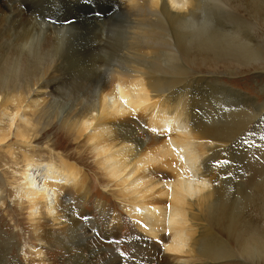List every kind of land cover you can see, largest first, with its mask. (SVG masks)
I'll list each match as a JSON object with an SVG mask.
<instances>
[{
	"label": "bare ground",
	"instance_id": "bare-ground-1",
	"mask_svg": "<svg viewBox=\"0 0 264 264\" xmlns=\"http://www.w3.org/2000/svg\"><path fill=\"white\" fill-rule=\"evenodd\" d=\"M7 1L0 0L1 7ZM209 1L216 0L13 2L19 15L42 13L36 21L47 34L103 24L135 6L147 13L144 21L155 18L146 33L132 35L125 61L92 86L86 101H56V88L42 82L0 83V207L21 216L27 240L41 247L86 240L70 254L81 264H257L262 259L264 223L253 221L255 193L246 184L253 175H237L228 161L239 145L252 147L251 125L254 133L264 129V87L259 101L220 78L261 65L264 50L247 22V0L229 5L235 16L204 15ZM248 1L257 8L262 4ZM218 2L228 6L230 0ZM97 3L103 14L114 13L93 16L90 7ZM23 41L42 49L35 39ZM51 61L48 56L45 63L54 66ZM21 67H15V78L25 80ZM255 73L264 77L262 70ZM54 123L65 130L57 135L65 143L48 140L47 155L35 153ZM14 141L25 151L16 153L9 146ZM74 146L84 151L69 153ZM88 156L94 158L90 164ZM259 163L258 184L264 187V155ZM96 168L101 173L92 175ZM95 182L102 191L95 190ZM126 218L134 225L129 255L116 245ZM11 233L2 240H19Z\"/></svg>",
	"mask_w": 264,
	"mask_h": 264
},
{
	"label": "rangeland",
	"instance_id": "rangeland-1",
	"mask_svg": "<svg viewBox=\"0 0 264 264\" xmlns=\"http://www.w3.org/2000/svg\"><path fill=\"white\" fill-rule=\"evenodd\" d=\"M261 1L262 4L258 8L256 5L254 7L250 5V1L248 0L247 2L241 0L239 3L246 2L247 7H249L250 21L247 22L253 27L252 29L257 36L260 37L259 43L264 50V35L259 28V26L264 28V0ZM13 2H19V0H12V3L11 0H8L4 4V8L7 10L0 5L2 8H0V83L9 82L13 85L16 82L17 84L30 83L31 85H36L38 82H42L51 84L56 88L54 99L61 102L66 101L70 104H75L77 100L80 102L90 98L89 94L92 86L97 85L104 75H109L111 70L116 69V66H120L125 61L124 50L128 49L132 35L146 33L149 24L155 20L153 18V20L144 21L145 17L143 18V15L146 16L147 13L140 9L141 6L138 7L139 9L135 6L133 10L117 13L118 15H114L112 19L103 23L104 25L83 24L77 30L47 34L45 29L37 23V21H41L42 13L34 11L35 18H30L31 15L29 17L19 15V8L15 7ZM232 2L238 1L230 0L228 6L223 5L218 0L204 3L202 8L203 14L205 12L207 14L214 12L219 15L235 16L229 7ZM12 6L14 7L13 10ZM90 8L93 11V16H97V18L109 17L110 14L114 13L103 14L99 3ZM22 9L27 10L24 5ZM206 13L204 15H207ZM208 16L210 15L208 14ZM25 37L35 39V41L41 44L42 49H37L35 43L33 45L25 43L23 41ZM24 50L25 53H23ZM48 56L52 59L51 62L55 63L54 66H48L45 63ZM39 61H43V65ZM18 65H23L21 71L27 73L25 80L15 78V67ZM37 67H41L43 71L41 69L33 71ZM112 67L113 69H110ZM222 68L220 67V70ZM259 70L264 71V61L261 62V65L254 64L249 67H240L237 69L235 76L223 75L220 80L230 85L234 90L246 92L261 101L263 100L261 92L264 87V77L257 76L255 71ZM3 71H9V73H3ZM28 116L31 117V115ZM34 119L38 120L35 117ZM221 123L222 120L218 119V124L220 125ZM59 133L64 134L65 130L63 128L60 129L59 125L54 123L47 130L44 135L45 138L35 145V153L47 155L46 143L48 140L56 144H64L65 142H62L63 139L57 136ZM249 133L251 136L247 142H252V147H246L247 144L239 145L233 159L228 162L232 164V169L237 175L243 176L245 179L253 175L251 180L246 184L255 193L253 199V221L260 225L264 223V187L258 184L260 175L263 172L260 173V170L256 169V165H260L259 161L264 155V129L255 131V134L254 127L251 125ZM74 145L76 146V143ZM9 146L13 147L16 153L25 151V148L15 143V141ZM75 146L73 149L69 148V150L71 149L69 153L74 150L84 151V148L76 149ZM254 150L259 151L250 155L246 159V163L244 159L245 153ZM57 152L60 153L58 150ZM93 160L94 158L88 156L89 164ZM86 170L88 169L86 168ZM88 172L90 173L89 170ZM94 173L98 174L101 172L99 168H96L91 172L92 175ZM95 190L102 191L103 187L95 182ZM9 205L13 207V203L10 201ZM17 214L16 212H5L0 207V264H81L79 262L76 263L79 258H76L75 261L70 259V254L85 247L86 240H64L60 245L41 247L37 240H27V228L24 232L20 230L23 224L20 221L21 216ZM88 215L90 217L96 216L91 210ZM123 223L124 228L121 232L123 238L118 240L116 245L122 248L123 253L127 255L129 252L127 248L128 242L134 225L130 218L124 219L122 225ZM12 231L16 232L17 235L19 234V240H2L1 235H11ZM96 253V251L92 252L93 255ZM257 264H264V255Z\"/></svg>",
	"mask_w": 264,
	"mask_h": 264
}]
</instances>
